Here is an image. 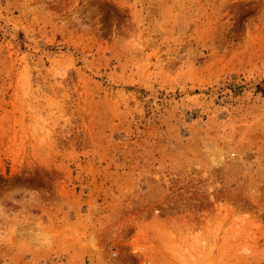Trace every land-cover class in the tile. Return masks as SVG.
<instances>
[{"label": "rangeland", "instance_id": "obj_1", "mask_svg": "<svg viewBox=\"0 0 264 264\" xmlns=\"http://www.w3.org/2000/svg\"><path fill=\"white\" fill-rule=\"evenodd\" d=\"M0 264H264V0H0Z\"/></svg>", "mask_w": 264, "mask_h": 264}]
</instances>
